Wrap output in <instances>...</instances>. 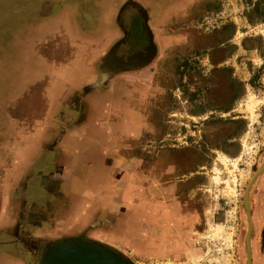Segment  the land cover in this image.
I'll use <instances>...</instances> for the list:
<instances>
[{
    "label": "rangeland",
    "instance_id": "374dc122",
    "mask_svg": "<svg viewBox=\"0 0 264 264\" xmlns=\"http://www.w3.org/2000/svg\"><path fill=\"white\" fill-rule=\"evenodd\" d=\"M140 1L151 6L146 19L153 59L138 72L112 75L95 92L96 109L116 130V152L132 160L124 178L134 202L127 220L116 218L109 226L117 237L100 243L132 264H245L243 198L250 182V264H264V165L253 176L264 163V22L248 23L241 0ZM116 8L109 11L111 22ZM7 53L0 49V200L16 197L19 210L42 143L62 131L63 116L69 129L81 124L66 107L24 105L39 92L14 87L13 80L24 76H8ZM75 110L84 115L89 107ZM148 213L159 220L169 215L177 232L186 228L191 251L162 232L163 255L137 257L135 239L151 226ZM119 231L128 233V243Z\"/></svg>",
    "mask_w": 264,
    "mask_h": 264
},
{
    "label": "crops",
    "instance_id": "0c3cea01",
    "mask_svg": "<svg viewBox=\"0 0 264 264\" xmlns=\"http://www.w3.org/2000/svg\"><path fill=\"white\" fill-rule=\"evenodd\" d=\"M122 1L0 0V45L3 46L2 37L6 45L0 49L8 52L4 58L7 74L9 77L23 74L22 81L13 80L14 87L25 85V91L39 92V95H29L32 100L24 105L66 107L73 112L77 105L89 107L86 114H76L80 127H65L63 116L60 120L62 131L55 133L49 142L42 143V149L24 179L22 208H26V202L31 203L30 211H23L21 216L16 210L20 208L15 204L16 197L1 198L0 264L36 262V252L16 236L17 220L28 222L27 233L30 235L48 222L62 232L79 226L82 216L87 217L84 222L97 218L110 223L116 218L127 220L133 211L134 202L128 199L124 178L130 173L132 160L116 152V130L109 126L106 112L100 106L96 109L100 105L99 97L90 95L98 88L87 86L94 82L97 60L117 36L109 11ZM128 1L144 5V1ZM80 89L90 93L81 99V104L74 103L75 97L80 96ZM31 191H36L38 197L34 198ZM101 212L104 218L100 217ZM135 214L134 218H138L139 213ZM146 217L151 226L144 227L141 223L145 230L135 239L137 257L162 256L165 244L160 238L162 232L178 237L184 251L188 250L190 242L186 228L177 232L169 215L163 214L162 220L157 213H148ZM126 222L124 227L128 228ZM95 235L101 241H112L117 237L116 233L96 232ZM128 236L121 232L118 237L122 243H128ZM147 241L158 245L147 247ZM191 249L190 246L189 251Z\"/></svg>",
    "mask_w": 264,
    "mask_h": 264
},
{
    "label": "flooded vegetation",
    "instance_id": "af4514ba",
    "mask_svg": "<svg viewBox=\"0 0 264 264\" xmlns=\"http://www.w3.org/2000/svg\"><path fill=\"white\" fill-rule=\"evenodd\" d=\"M139 6L141 7L143 5L125 0L116 6L117 8L115 7L116 9L112 16V25L117 31V36L97 60V64L99 65L98 69H95L94 82L88 84V88H92L93 86L98 88L111 78L112 75L117 73L130 74L131 72H138V70H141L143 66L147 65L153 59L155 53V45L151 32L153 29L150 28L149 21L146 19V16H149V12L151 13V6L150 4H148V7L144 5L141 7L142 10H140ZM140 74H138V76H141ZM105 84H107V82ZM80 90L84 92V96H79L78 99L74 100V103L81 104L83 102L81 99L85 98L90 93L82 89ZM92 94L95 93H90V95ZM75 111L76 113H83L82 110H80V112L79 110ZM75 128L76 126L73 127V129ZM31 195L37 198L34 196L33 192H31ZM33 201L35 202V200ZM25 206V209L23 207L19 209L20 212L18 211L21 216L22 213H24L23 211H30L33 204L26 202ZM81 219L80 221L82 223H80L79 226L64 229L62 232L56 230L57 228L52 223L48 222L44 228H38L30 233V235L27 233L28 222L23 219L20 220L21 222L17 220L16 236L26 247L36 252L38 256L46 245L59 240L77 239L102 244L100 240L97 239L100 237H95L96 232H100V234L107 233V235L112 234V232L108 230H110L109 226L112 225L113 220L109 223L95 218L91 219V221L88 220V223L83 221L87 220L86 216H82Z\"/></svg>",
    "mask_w": 264,
    "mask_h": 264
},
{
    "label": "water",
    "instance_id": "95a60500",
    "mask_svg": "<svg viewBox=\"0 0 264 264\" xmlns=\"http://www.w3.org/2000/svg\"><path fill=\"white\" fill-rule=\"evenodd\" d=\"M260 168L253 174H257ZM253 176H251L253 178ZM250 182L246 187L243 198V207L247 220V228L244 236L246 249L245 264H250L249 234L251 231V219L248 209L247 192ZM35 264H132L118 252L102 244L87 242L77 239L59 240L50 243L41 251Z\"/></svg>",
    "mask_w": 264,
    "mask_h": 264
},
{
    "label": "trees",
    "instance_id": "16d2710c",
    "mask_svg": "<svg viewBox=\"0 0 264 264\" xmlns=\"http://www.w3.org/2000/svg\"><path fill=\"white\" fill-rule=\"evenodd\" d=\"M245 7L246 11L244 16L248 23H262L264 22V0H241ZM241 127H244V121L242 119L236 120Z\"/></svg>",
    "mask_w": 264,
    "mask_h": 264
}]
</instances>
